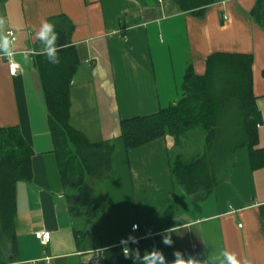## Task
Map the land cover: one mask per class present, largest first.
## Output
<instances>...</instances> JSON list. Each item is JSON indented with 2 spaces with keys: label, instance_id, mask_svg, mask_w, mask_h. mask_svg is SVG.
<instances>
[{
  "label": "crops",
  "instance_id": "0c3cea01",
  "mask_svg": "<svg viewBox=\"0 0 264 264\" xmlns=\"http://www.w3.org/2000/svg\"><path fill=\"white\" fill-rule=\"evenodd\" d=\"M257 2L215 0L198 16L173 0H0V31L14 32L19 66L12 74L0 54V129L16 127L33 149L32 177L16 185L15 264H134L121 243L129 235L137 242L127 246L140 257L158 249L169 262L179 251L219 264L227 248L240 264H264V165H252L247 146L235 149L229 176L196 202L171 174L173 136L127 148L120 130L123 119L175 104L189 65L204 74L209 55L245 53L252 56L256 147L264 148V24ZM45 20L54 31L64 29L80 61L70 88L71 124L91 141L115 144L111 176L94 184L96 216L88 226L77 221L84 228L79 242L34 66L43 51L35 31ZM168 229L172 244L165 246ZM40 230L50 232L46 244L35 235Z\"/></svg>",
  "mask_w": 264,
  "mask_h": 264
},
{
  "label": "trees",
  "instance_id": "16d2710c",
  "mask_svg": "<svg viewBox=\"0 0 264 264\" xmlns=\"http://www.w3.org/2000/svg\"><path fill=\"white\" fill-rule=\"evenodd\" d=\"M183 11L200 16L215 0H173ZM255 9L264 24L263 0ZM57 55L54 64L44 52L34 56L51 128L54 151L62 183L69 190L67 208L75 223L79 242L84 226L96 216L95 183L111 176L115 144L111 140L91 141L70 122L72 80L80 61L76 48L67 43L62 27L56 28ZM252 56L217 52L206 60L204 74L189 65L180 99L158 112L123 119L121 137L127 148L170 135L175 148L191 130L202 131L203 146L189 157L170 152L171 174L191 198L201 202L227 178L235 165V149L247 146L253 166L264 165V148L256 147L258 108L252 94ZM33 149L16 127L0 129V264H15L16 185L32 177ZM4 254V255H1ZM80 264H92L82 262Z\"/></svg>",
  "mask_w": 264,
  "mask_h": 264
},
{
  "label": "clouds",
  "instance_id": "9594fccd",
  "mask_svg": "<svg viewBox=\"0 0 264 264\" xmlns=\"http://www.w3.org/2000/svg\"><path fill=\"white\" fill-rule=\"evenodd\" d=\"M5 20L0 18V25H3ZM12 36V33L9 31H0V54H3L4 58L8 59L9 63L12 62L10 57L13 56L12 45L13 41L9 38ZM36 38L42 43L43 45V52L45 57L52 61L54 64L59 63L58 55H57V33L54 31V24L47 20L42 21L39 24V28L35 31ZM28 53L24 54V59L27 61ZM14 65V64H13ZM12 65V69L14 71L15 67ZM18 66V65H17ZM16 66V67H17ZM133 231L137 228V225L133 224L132 226ZM174 230L168 229V234L162 237V243L165 246H170L172 244L171 236L169 235L170 232ZM125 240H127V244H125ZM137 241L135 238H132L131 235L129 237L124 238L121 240V243L125 245L123 247V252L125 256L129 254L130 250L132 252L134 264H137L139 260L140 264H201V262L194 258H187L183 256V254L179 251L175 252V259L172 261H166L165 256L162 252L158 249L152 250H144V255L140 257L139 250L137 249H130L127 245L129 243L135 244ZM216 257H209L203 264H216ZM219 264H240L235 253L228 250L227 248L220 249V258Z\"/></svg>",
  "mask_w": 264,
  "mask_h": 264
},
{
  "label": "rangeland",
  "instance_id": "374dc122",
  "mask_svg": "<svg viewBox=\"0 0 264 264\" xmlns=\"http://www.w3.org/2000/svg\"><path fill=\"white\" fill-rule=\"evenodd\" d=\"M203 138L202 131L200 132L198 129L191 130L186 136L182 137L181 144L175 148V152H182L185 156L189 157L202 148Z\"/></svg>",
  "mask_w": 264,
  "mask_h": 264
},
{
  "label": "built area",
  "instance_id": "2783aa9c",
  "mask_svg": "<svg viewBox=\"0 0 264 264\" xmlns=\"http://www.w3.org/2000/svg\"><path fill=\"white\" fill-rule=\"evenodd\" d=\"M157 1L158 2H162L163 0H157ZM8 31L12 33L11 39L14 40L15 39L14 32L12 30H8ZM9 59L12 60V62L9 63V71L12 74H14L16 72V70L18 69L19 66H17L18 64L13 61V58L12 57H10ZM12 65L15 67L14 71L11 70L12 69ZM135 225H137V227H138V224L137 223ZM35 235L41 241L42 244H46L49 241V238H50V232L49 231H46V230L36 231L35 232ZM96 264H100V263L97 261Z\"/></svg>",
  "mask_w": 264,
  "mask_h": 264
}]
</instances>
